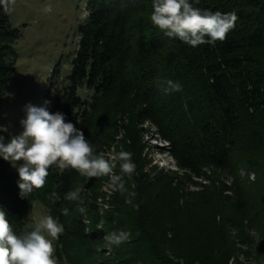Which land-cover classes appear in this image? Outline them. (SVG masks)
Segmentation results:
<instances>
[{
	"label": "trees",
	"instance_id": "1",
	"mask_svg": "<svg viewBox=\"0 0 264 264\" xmlns=\"http://www.w3.org/2000/svg\"><path fill=\"white\" fill-rule=\"evenodd\" d=\"M78 36L70 72L51 70L31 189L12 171V143L0 131V264H45L26 230L37 201L66 252L81 244L98 254L101 238L76 236L84 214L97 222L80 197L86 186L88 200L100 198L99 152L127 119L150 122L182 170L214 168L233 182L185 193L169 174L146 171L138 131L128 130L103 261L264 263V0H87ZM20 37L0 0V102Z\"/></svg>",
	"mask_w": 264,
	"mask_h": 264
},
{
	"label": "rangeland",
	"instance_id": "2",
	"mask_svg": "<svg viewBox=\"0 0 264 264\" xmlns=\"http://www.w3.org/2000/svg\"><path fill=\"white\" fill-rule=\"evenodd\" d=\"M8 4L10 23L20 31L21 37L15 44L18 54L15 72L0 102V131L12 143V171L20 176L23 189H31L38 155L35 127L45 102L51 70L61 64L63 75L70 72L79 40V26L86 17L87 0H8ZM120 126L114 143H108L99 152V173L104 176L99 189L100 198L97 202L88 200L86 186L83 197H80L81 202L88 201L85 208L96 211L97 216L93 215V220L97 222L92 224L89 214H84L83 221L78 222V226L84 230L83 234L76 236L83 244L86 239L101 238L102 241H96L98 245L94 246L100 251L90 255L82 249L81 244H77L66 252L61 244L62 239L58 241L60 227L52 221L48 208L37 201L26 219V230L32 249L42 256L45 264H106L103 260L108 258L111 245L109 239L104 237L105 216L112 209L111 197L116 190L118 168L122 165L119 153L124 150L125 142L131 143L130 129L136 128L138 131L147 162L146 171L151 175L159 172L169 174L175 182L180 183L185 193L191 194L213 190L223 184L232 186V178L214 168H205L196 176L182 170L171 155L169 144L158 135L150 122L137 125L127 119ZM240 176L244 177L245 172L241 171ZM226 194L232 195V191ZM240 261L264 264L244 258H240Z\"/></svg>",
	"mask_w": 264,
	"mask_h": 264
},
{
	"label": "built area",
	"instance_id": "3",
	"mask_svg": "<svg viewBox=\"0 0 264 264\" xmlns=\"http://www.w3.org/2000/svg\"><path fill=\"white\" fill-rule=\"evenodd\" d=\"M253 177V176H252ZM253 179V178H252Z\"/></svg>",
	"mask_w": 264,
	"mask_h": 264
}]
</instances>
